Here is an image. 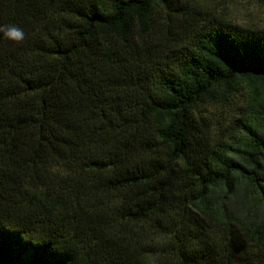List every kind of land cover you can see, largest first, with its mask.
I'll return each mask as SVG.
<instances>
[{"label":"trees","instance_id":"trees-1","mask_svg":"<svg viewBox=\"0 0 264 264\" xmlns=\"http://www.w3.org/2000/svg\"><path fill=\"white\" fill-rule=\"evenodd\" d=\"M8 24L0 264H264V103L225 140L203 116L264 82V28L190 0H0Z\"/></svg>","mask_w":264,"mask_h":264},{"label":"rangeland","instance_id":"rangeland-1","mask_svg":"<svg viewBox=\"0 0 264 264\" xmlns=\"http://www.w3.org/2000/svg\"><path fill=\"white\" fill-rule=\"evenodd\" d=\"M190 1L197 16L213 14L238 25L264 28V0ZM255 86L257 92H253ZM263 103L264 82L254 81L251 83L243 81L236 85L226 99L209 104L203 111V116L211 126L213 137L215 139L224 138L225 140L232 130L234 132L240 130L242 120L247 121L254 115V110L258 109V105ZM242 131L237 132L242 133ZM249 206L254 205L250 202ZM17 264L30 263L23 255L17 261Z\"/></svg>","mask_w":264,"mask_h":264},{"label":"clouds","instance_id":"clouds-1","mask_svg":"<svg viewBox=\"0 0 264 264\" xmlns=\"http://www.w3.org/2000/svg\"><path fill=\"white\" fill-rule=\"evenodd\" d=\"M0 33L7 40L21 44L25 39V34L22 28L14 24L0 26Z\"/></svg>","mask_w":264,"mask_h":264}]
</instances>
